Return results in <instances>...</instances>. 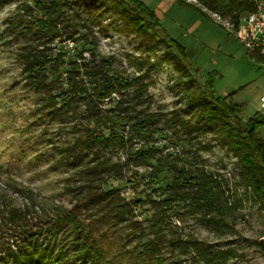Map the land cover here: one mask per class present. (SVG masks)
Returning a JSON list of instances; mask_svg holds the SVG:
<instances>
[{
	"label": "rangeland",
	"instance_id": "1",
	"mask_svg": "<svg viewBox=\"0 0 264 264\" xmlns=\"http://www.w3.org/2000/svg\"><path fill=\"white\" fill-rule=\"evenodd\" d=\"M140 1L152 11L161 9L159 23L184 48V57L132 26L115 0H62L65 16L48 31L36 24L43 18L32 0H0V203L29 205L28 198L14 192L18 187L29 193L39 216L78 205L77 219L83 228L78 242L73 244L75 234L66 227L57 242L46 246L58 264H203L187 244L192 240L214 251H231L224 264H264V211L245 194L235 157L204 125L200 113L211 91L214 97L233 93L241 120L258 112L264 93V58L243 47L235 36L238 25L221 9L184 0L204 14L177 0ZM233 14H238L240 22L243 13ZM54 27L61 31L59 35L39 46ZM67 32L73 39L65 38ZM29 45L46 47L53 56L64 53L66 61L79 53L89 58L92 52L109 59L111 68L124 79L138 77L145 84L135 107L147 110L157 122L132 138L133 124L115 112L119 98L112 95L99 102L106 128L97 129L107 141L82 149L77 140L86 138L85 129L96 126L85 116V100L77 104L79 115L67 118L57 111L59 100L48 101L44 91L27 86L18 59ZM64 71L65 67L60 68L47 78L55 81L54 93L65 87ZM259 136L264 139V128ZM122 139L124 148L119 146ZM145 150L153 156L147 166H137L135 153ZM96 158L119 163L122 177L104 174L100 180H90ZM174 170L192 176L203 170L218 177L237 206L231 217L234 222L228 219L231 229L225 228L220 235L207 228L201 212L189 210L187 201L158 204L167 194ZM100 192L128 203L132 213L118 218L113 211L103 220L105 210L97 203L81 205L87 195ZM154 213L166 240L178 242L171 247L164 244L152 257L145 249L152 239Z\"/></svg>",
	"mask_w": 264,
	"mask_h": 264
},
{
	"label": "trees",
	"instance_id": "2",
	"mask_svg": "<svg viewBox=\"0 0 264 264\" xmlns=\"http://www.w3.org/2000/svg\"><path fill=\"white\" fill-rule=\"evenodd\" d=\"M32 1L43 18L36 20V24L44 31H48L53 22L65 16L61 8L62 0ZM115 1L132 26L143 30L166 50H174L180 57L185 56L184 48L165 32L154 11L142 1ZM177 1L181 5L191 6L204 13L198 6L186 3L184 0ZM197 1L205 8L221 9L231 15L235 26L239 23L238 14L233 13L237 11L241 14L252 9L250 4L239 3L235 0ZM60 32L54 27L52 35L48 36L39 46L51 43ZM65 38L73 39L71 32L65 33ZM22 49L18 60L22 64L25 84L40 92L44 91L43 95L48 101L59 100L60 109L57 111L62 110L67 118H75L79 115L78 102L85 100V116L88 119L92 118L96 126L92 129H85L86 138L77 140V145L82 149H89L94 144L101 145L107 141L100 133V129H97L106 128L102 121L105 117L99 102L112 95H117L119 98L115 112L122 114L125 120L133 124L132 138L140 136L141 132L149 130L157 122L154 115L147 110H138L135 107V103L140 101L146 90L145 84L141 83L138 77L131 80L124 79L111 68L109 59L98 57L92 52L89 58L79 53L77 57L66 61L64 53L59 52L53 56L46 47L38 49V47L29 45ZM256 57L264 58L260 53L256 54ZM63 67L65 71L62 85L65 87L59 93H54L55 81L47 78L49 75H55ZM129 88L133 90L128 91ZM232 95L233 93L214 97L211 91L210 98L205 99L203 105L200 106V113L203 116L204 125L215 131L227 146L228 151L235 157L241 169L239 182L244 187L245 194L252 202L258 203L264 211V139L259 136L260 129L264 128V119L256 112L249 119L241 120L238 117L240 107L232 102ZM132 102L135 103L131 105ZM119 146L124 148L125 140L122 139ZM152 156L151 150L136 152L134 156L136 165L147 166ZM160 171V169L156 171V174ZM89 173L92 176L90 180H100L104 174L114 175L117 179L122 177L119 163L109 164L106 159L99 158L92 161ZM14 192L23 198H28L29 205L5 206L2 202L0 203V227H3L0 235V264H58L59 260L56 255H53L46 246L57 242L59 235L66 227H70L75 234L73 244L78 242V236L83 235L82 224L77 219L80 210L78 205L70 210H60L51 216L45 213L43 217L34 212V201L27 191L15 187ZM84 199L81 203L83 207L86 208L87 203L90 205L97 203L102 210H105L100 216L103 220H108L113 211H117L118 218L132 213L128 203L116 201L109 193L100 192L87 195ZM185 201L188 202L189 210L201 212L202 224L207 228L220 235L225 232V228L231 229L228 219L234 222V218L231 217L237 206L230 200V196L223 189L217 176L203 170L196 172L194 176L189 172L174 170L171 183L167 187V194L158 201V204L166 206L174 202ZM153 218L155 219V213ZM157 218L151 225L152 239L147 242L145 249L152 257L158 254L160 247L164 244L171 247L178 242L172 239L166 240L160 226L161 220ZM187 244L191 246L194 256L203 264H224L232 257L231 251L228 250L214 251L211 247H204L202 243L193 240L188 241Z\"/></svg>",
	"mask_w": 264,
	"mask_h": 264
},
{
	"label": "built area",
	"instance_id": "3",
	"mask_svg": "<svg viewBox=\"0 0 264 264\" xmlns=\"http://www.w3.org/2000/svg\"><path fill=\"white\" fill-rule=\"evenodd\" d=\"M243 4H250L251 10L245 11L239 22L235 36L250 53L257 52L264 55V0H235ZM258 113L264 119V93L259 97Z\"/></svg>",
	"mask_w": 264,
	"mask_h": 264
},
{
	"label": "crops",
	"instance_id": "4",
	"mask_svg": "<svg viewBox=\"0 0 264 264\" xmlns=\"http://www.w3.org/2000/svg\"><path fill=\"white\" fill-rule=\"evenodd\" d=\"M169 1L170 2H176L175 0L174 1L173 0H169ZM154 13H155L156 17L158 18V20L162 19L161 9L160 10L159 9H155Z\"/></svg>",
	"mask_w": 264,
	"mask_h": 264
}]
</instances>
